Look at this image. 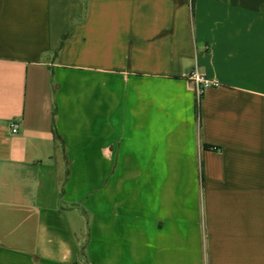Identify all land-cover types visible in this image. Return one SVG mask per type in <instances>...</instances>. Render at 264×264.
<instances>
[{
    "label": "crops",
    "instance_id": "crops-1",
    "mask_svg": "<svg viewBox=\"0 0 264 264\" xmlns=\"http://www.w3.org/2000/svg\"><path fill=\"white\" fill-rule=\"evenodd\" d=\"M0 264H264V0H0Z\"/></svg>",
    "mask_w": 264,
    "mask_h": 264
},
{
    "label": "built area",
    "instance_id": "built-area-1",
    "mask_svg": "<svg viewBox=\"0 0 264 264\" xmlns=\"http://www.w3.org/2000/svg\"><path fill=\"white\" fill-rule=\"evenodd\" d=\"M189 78L194 83V88L198 100L202 98L207 88L216 85L211 82L204 74H202L197 66L191 71V73L189 74ZM11 130L12 133H16L18 130V125L16 123H13L11 125Z\"/></svg>",
    "mask_w": 264,
    "mask_h": 264
},
{
    "label": "trees",
    "instance_id": "trees-1",
    "mask_svg": "<svg viewBox=\"0 0 264 264\" xmlns=\"http://www.w3.org/2000/svg\"><path fill=\"white\" fill-rule=\"evenodd\" d=\"M62 43V42H61ZM60 48V47H59ZM197 115L200 117V108L199 106L197 107Z\"/></svg>",
    "mask_w": 264,
    "mask_h": 264
}]
</instances>
